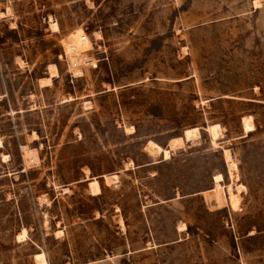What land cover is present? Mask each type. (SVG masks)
I'll use <instances>...</instances> for the list:
<instances>
[{
    "label": "rangeland",
    "instance_id": "1",
    "mask_svg": "<svg viewBox=\"0 0 264 264\" xmlns=\"http://www.w3.org/2000/svg\"><path fill=\"white\" fill-rule=\"evenodd\" d=\"M0 89V264H264V0H0Z\"/></svg>",
    "mask_w": 264,
    "mask_h": 264
},
{
    "label": "bare ground",
    "instance_id": "2",
    "mask_svg": "<svg viewBox=\"0 0 264 264\" xmlns=\"http://www.w3.org/2000/svg\"><path fill=\"white\" fill-rule=\"evenodd\" d=\"M53 27L55 29H58V25L57 24H54ZM69 57L72 60V63H73L74 67H78L79 64L82 65L83 57H81V54L79 52L70 53ZM50 69L52 70L50 77L46 78L45 80L41 79V84L43 86L51 85L52 82H54L53 79L59 76V71H58V68H57L56 65H51ZM74 72H75L76 76H79L82 73V71L79 70V69H75ZM243 122H244L243 126H244V128H245L247 133L252 132V131L255 130L254 120H253V118L250 115L248 117H245ZM206 129H207V131H209L211 133V135L213 137L214 144H218L217 141H218L219 137L222 135L221 134V126L219 124H216V125L209 126ZM199 135H200V129L199 128H191V129L186 130V132H185V137L188 140L191 139L193 136L198 137ZM0 146H2V142L1 141H0ZM148 148L150 149L151 153H154V154L163 153L164 156L167 157L166 159L171 157L170 150L161 147L160 145H158L157 143L153 142L152 140L148 143ZM25 151H26V155L28 156L30 162H36V161L39 160L38 159V155H37L38 153H36L35 150H31L28 147H26ZM225 158H226L227 161H231L233 159V155L231 153V150H225ZM215 177H216L215 178V182L217 184V187L214 189V191L219 193L220 190L224 189L222 187V185H221V182L223 181V175L219 174V175H217ZM104 178L106 180V183L108 185H110L114 181H117L119 179V176H118V174L106 175V176H104ZM90 185H91V187H92V189L94 191L93 192L94 195H98V194L101 193V187H100V184H99V181H98L97 178H94L91 181ZM228 190H229L230 193H233V191H234L232 186H230L228 188ZM122 227L124 229H126L123 222H122ZM184 228H182V229L185 230L186 228L185 229Z\"/></svg>",
    "mask_w": 264,
    "mask_h": 264
},
{
    "label": "built area",
    "instance_id": "3",
    "mask_svg": "<svg viewBox=\"0 0 264 264\" xmlns=\"http://www.w3.org/2000/svg\"><path fill=\"white\" fill-rule=\"evenodd\" d=\"M1 98H2V91H1V89H0V101H1Z\"/></svg>",
    "mask_w": 264,
    "mask_h": 264
},
{
    "label": "water",
    "instance_id": "4",
    "mask_svg": "<svg viewBox=\"0 0 264 264\" xmlns=\"http://www.w3.org/2000/svg\"><path fill=\"white\" fill-rule=\"evenodd\" d=\"M206 129V128H205ZM169 147V145L167 146V148Z\"/></svg>",
    "mask_w": 264,
    "mask_h": 264
}]
</instances>
